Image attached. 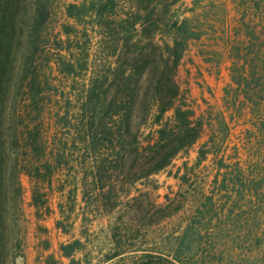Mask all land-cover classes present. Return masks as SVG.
<instances>
[{
    "label": "trees",
    "instance_id": "1",
    "mask_svg": "<svg viewBox=\"0 0 264 264\" xmlns=\"http://www.w3.org/2000/svg\"><path fill=\"white\" fill-rule=\"evenodd\" d=\"M182 1L73 0L71 22L50 34V0H0V264H26L22 175L38 219L53 192L64 198L55 226L65 233L76 207L85 224L118 213L110 253L94 257L80 236L60 243L66 260L48 254L47 264H223L208 254L255 264L250 254H264V160L223 157L197 192L194 169L218 151L210 136L193 164L174 168L203 134L179 80L192 41L215 67L227 54L226 107L252 116L247 144L264 141V0H192L189 15L179 12ZM161 171L177 190L162 195L149 183ZM188 204L194 211L179 230L139 248Z\"/></svg>",
    "mask_w": 264,
    "mask_h": 264
},
{
    "label": "rangeland",
    "instance_id": "2",
    "mask_svg": "<svg viewBox=\"0 0 264 264\" xmlns=\"http://www.w3.org/2000/svg\"><path fill=\"white\" fill-rule=\"evenodd\" d=\"M71 1L73 0H50V18L47 24L48 33L56 34L60 32L64 23L71 22V19L66 13V7ZM227 1L230 3V0ZM191 4L192 0H183L177 5L181 15L190 14L188 12L183 13V11L185 7L191 6ZM202 45L203 43L196 41H192L189 44L179 69V80L183 86L189 88V104L194 108L196 115L204 124L203 134L187 154L179 156L174 161L175 169L177 166L182 165L184 160L188 161V164H193L197 158L198 149L201 144L210 136H213V139L217 138L216 140L218 142L212 143V150H218L217 153H209L200 167L194 169L195 175L193 178H195L196 184L192 188H195L197 192L201 188L200 186H202V180L205 178H214L217 172L215 164L220 162V159L223 157L226 158L225 161L228 163L237 160V156H240L242 160L244 159L248 163H254L258 158L264 160V141L260 140V142L255 141L247 144L245 140V136L252 137L255 132L253 129V121L248 120L252 116L249 117L247 113L240 115L235 107H226L224 102V88L230 82V61L227 58V54L222 53L218 55L220 56V64L218 67H215L213 64L210 65L204 61L203 57L198 54V50ZM218 56L212 53L210 56L213 60L212 62L218 60ZM167 114H170V112ZM224 134L227 136L225 143H223ZM221 176L220 173L219 178ZM22 182L25 188L23 225L25 228L24 251L26 264H47L45 258L48 254H54L57 258L61 259L62 256L59 250L60 243L80 236L86 243L88 249H90V254L94 257L99 258L103 254L111 252L113 244L111 241L110 221H116L114 219L118 216V213L113 214L114 217L97 215L91 223L85 224L80 219L81 209L76 207V210L72 213L74 220L64 221V224H70V231L65 233L55 226V220L59 217L57 202H63L64 198L62 199L58 192H53L50 195V210L42 208L39 211V215H41L39 217L40 219H38L36 216L37 210L31 204L29 177L22 175ZM149 183H158L160 185L158 193L162 195L170 191L169 185H171L173 190L178 189V180L173 176L167 175V171H161L153 175ZM212 187V185H206L207 190H211ZM162 195L158 197L159 200L163 199ZM220 198V200H217L216 206L220 210H223V196L221 195ZM193 211L194 206L192 204L186 205L185 208L154 228L152 236L143 239L139 243L141 246L139 248L147 249L150 248L147 247L148 245L154 246V244H159L162 238H169L172 231L179 230L185 224L187 219L191 217ZM198 220L199 218L197 217L196 222ZM214 222L215 220L212 221V223ZM218 223L223 224V216L218 219ZM39 226L42 227L39 228ZM135 233L136 230L130 232V239H133L132 237L135 236ZM205 238H207L205 240H208L207 246L212 248L214 239L211 237ZM214 242L216 243V241ZM218 247L220 248L219 253H223V245ZM141 252L142 250H139L138 252H130L129 254H140ZM81 254L84 253H79V255ZM208 255L211 257H222L223 264H229V257L231 255L238 258L243 254ZM250 255L255 258V264H264V254ZM62 258L66 260V258ZM108 262L110 263V261Z\"/></svg>",
    "mask_w": 264,
    "mask_h": 264
}]
</instances>
